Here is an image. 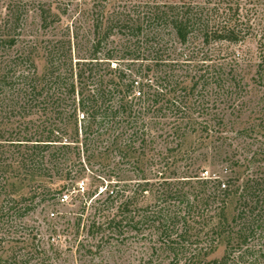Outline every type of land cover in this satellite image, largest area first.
Returning <instances> with one entry per match:
<instances>
[{"label": "trees", "instance_id": "trees-1", "mask_svg": "<svg viewBox=\"0 0 264 264\" xmlns=\"http://www.w3.org/2000/svg\"><path fill=\"white\" fill-rule=\"evenodd\" d=\"M91 1L89 9L79 12L91 23L89 54L77 58L74 70L69 41L32 36L19 5L3 12L0 0V194H5L0 250L7 246L0 264L30 262L36 252L33 242L28 244L33 229L18 220L34 210L36 200L50 201L77 189L86 170L96 187L81 195V216L72 226L77 236L89 210L83 226L87 235L119 246L142 242L145 256L139 264H264L262 168L243 179L228 172L225 181L205 177L199 167L178 164L183 161L179 144L162 152L150 138L158 113H176L179 107L174 98L168 108L163 105L170 99L162 85L169 62L196 72L200 62L231 57L227 72L219 62L210 66L220 96L238 87L236 69L245 61L229 48L252 38L258 59L254 81L264 88L262 0ZM46 6L38 7L43 32L59 22ZM120 59L140 60L141 65L111 68ZM147 61L152 65L142 66ZM230 75L233 89L226 86ZM200 77L194 74L190 86L181 83V90L191 92L188 97L194 96ZM187 113L172 123V136L195 131L190 108ZM102 142L103 151L95 154ZM261 156L264 150H255L248 163ZM95 159L109 165L90 170ZM235 167L242 168L238 162ZM13 179L27 189L18 200L10 198L17 190ZM221 244V257L211 258Z\"/></svg>", "mask_w": 264, "mask_h": 264}, {"label": "rangeland", "instance_id": "rangeland-1", "mask_svg": "<svg viewBox=\"0 0 264 264\" xmlns=\"http://www.w3.org/2000/svg\"><path fill=\"white\" fill-rule=\"evenodd\" d=\"M19 5L21 13L24 15L26 29L32 36L42 34L43 40H51L57 42L59 38L70 42V55L72 65L74 67L77 58L87 56L89 54L92 34L90 32V21H86L80 11L89 9L92 5L91 0H1L2 11L11 5ZM49 8L51 14H56L59 22L43 32L40 29L38 7L41 5ZM8 10V9H7ZM262 19L264 21V0H262ZM22 44L13 47L8 54L10 56L15 53V50L21 47ZM225 50L226 47L223 46ZM212 50V49H211ZM235 54L245 57V61L238 66L237 80L240 79L238 87L235 91L224 90L220 96L212 83L214 71L210 66L222 64L227 72L233 65L231 57L219 56L208 61L200 62L202 66L200 71L190 70L183 64L175 66L171 62L166 68L167 74L162 79V85L169 92V100L163 105L168 106L173 103L172 99H176L179 103L177 112L171 109L158 113V117L152 121V129L150 138H154L153 148L165 152L175 148L177 144L180 156L183 161L178 162L184 168L192 166V168L203 170L202 176L214 177L220 176L222 181H225L226 172L228 174L238 173L240 178H245L257 166L262 168L264 172V159L261 156V161L248 163L249 157L255 150H264V88L255 83V68L258 62L255 40L247 39L242 45L234 46ZM41 58V57H40ZM39 71L44 69L43 59L38 61ZM139 61H130L127 59L113 60L111 68H127L128 70L138 67ZM175 62V61H174ZM219 62V63H217ZM150 64V62H144ZM152 65V64H150ZM208 66V67H207ZM75 70V67H74ZM199 77L198 86L191 92L181 90L182 82L188 86L193 82L190 78ZM204 78V79H203ZM226 86L232 87L233 81L231 75L227 77ZM195 82V79H193ZM171 108V106L169 107ZM192 112L193 128L195 131H187L183 136H172L171 126L173 122L181 121L187 112ZM165 115V116H164ZM217 116L221 117V125H218ZM178 119V121H174ZM205 126L206 129H202ZM103 143V142H102ZM102 147L95 152L103 151ZM150 154L152 148L149 150ZM170 153V152H169ZM259 159V158H257ZM235 162L242 166L241 169L235 167ZM92 166H88L90 170L101 171L104 165H109L108 162H103L99 159L92 160ZM112 165V163H111ZM225 169L227 171H225ZM93 174L86 170L85 174L77 180L75 190L64 191L61 196H56L53 200L39 202L35 201L36 206L32 212H29L25 217L19 219V222L26 223L33 229L31 237L28 239V244L32 243L35 246L36 252L34 257L28 264H139L142 256H145L142 242L139 244L119 246L114 241L110 244L99 240V237H91L87 235L83 226L86 224L85 216L89 210L82 216L81 226L78 236L72 230V226L81 216V195L83 192H89L95 189L92 180ZM130 176V175H129ZM17 190L10 198L18 200L22 194L27 193V189L18 186L19 179L11 180ZM26 184V183H25ZM107 182L100 186L98 190H104ZM8 190V188H7ZM79 190V191H78ZM5 194H0V206ZM102 197V196H101ZM100 198V197H99ZM90 201H88L87 206ZM142 205V203H141ZM233 203L227 208V216L231 218L233 215ZM50 214H54L51 216ZM65 228L68 230L66 231ZM53 230L57 234H53ZM64 230V232H63ZM21 234L15 235V240L20 241ZM22 246V244H18ZM26 244H24L25 246ZM0 255L7 246L2 245ZM29 251V249L21 250L20 255ZM223 254V245H219L217 251L211 258H220ZM8 255V253H7Z\"/></svg>", "mask_w": 264, "mask_h": 264}, {"label": "built area", "instance_id": "built-area-1", "mask_svg": "<svg viewBox=\"0 0 264 264\" xmlns=\"http://www.w3.org/2000/svg\"><path fill=\"white\" fill-rule=\"evenodd\" d=\"M63 197H66V196H63ZM63 197L61 198V201H63ZM51 216H54V214H50Z\"/></svg>", "mask_w": 264, "mask_h": 264}]
</instances>
